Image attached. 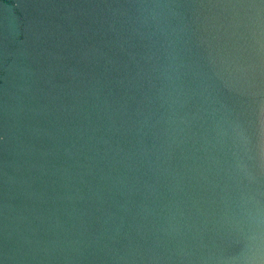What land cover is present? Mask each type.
Instances as JSON below:
<instances>
[{
	"label": "water",
	"instance_id": "1",
	"mask_svg": "<svg viewBox=\"0 0 264 264\" xmlns=\"http://www.w3.org/2000/svg\"><path fill=\"white\" fill-rule=\"evenodd\" d=\"M0 264H264V0H0Z\"/></svg>",
	"mask_w": 264,
	"mask_h": 264
}]
</instances>
